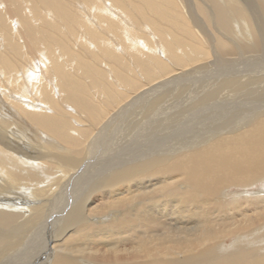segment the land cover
I'll use <instances>...</instances> for the list:
<instances>
[{
    "label": "bare ground",
    "instance_id": "6f19581e",
    "mask_svg": "<svg viewBox=\"0 0 264 264\" xmlns=\"http://www.w3.org/2000/svg\"><path fill=\"white\" fill-rule=\"evenodd\" d=\"M260 193L264 0H0V264H264Z\"/></svg>",
    "mask_w": 264,
    "mask_h": 264
},
{
    "label": "rangeland",
    "instance_id": "374dc122",
    "mask_svg": "<svg viewBox=\"0 0 264 264\" xmlns=\"http://www.w3.org/2000/svg\"><path fill=\"white\" fill-rule=\"evenodd\" d=\"M23 134H25V133H23ZM92 135H93V133H92ZM147 152V151H146ZM261 189H259V188ZM260 191H262V186L260 185V184H257V185H255V186H253V187H251V188H249V190H248V192H250V193H257V192H260ZM244 192H246V191H244ZM243 192V190H238V189H232V190H230V192H229V194L230 195H228V197H230V198H232V197H235L236 195L237 196H240L241 194H243L244 193ZM232 194V195H231ZM264 194V193H263ZM262 193H260L259 195H263ZM258 195V194H257ZM264 196V195H263ZM96 204H99L98 202L97 203H95V205ZM261 239H264V236H262V238ZM232 241L233 240H227V241H225L224 243H223V249H226V250H229V249H232V246H233V244H232ZM259 246H261V245H259ZM257 248H258V246H257Z\"/></svg>",
    "mask_w": 264,
    "mask_h": 264
}]
</instances>
